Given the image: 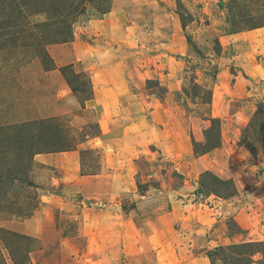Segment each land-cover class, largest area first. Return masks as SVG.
<instances>
[{"label": "rangeland", "instance_id": "obj_1", "mask_svg": "<svg viewBox=\"0 0 264 264\" xmlns=\"http://www.w3.org/2000/svg\"><path fill=\"white\" fill-rule=\"evenodd\" d=\"M112 1L0 0V264H91L78 259L84 245L75 239V217L83 205L74 190H64L44 240L16 232L45 216L47 196L61 194L52 184L60 172L32 160L53 149L46 143L54 131L60 148L79 151L81 173L112 166L116 156L137 168L132 214L139 223L158 227L165 216L172 231L183 224L196 229L194 239L208 236V264H264V0H168L179 32L162 35L137 27L145 12L125 13L122 21L134 24L127 39L138 42L127 50L94 26ZM95 39L92 55L118 63L143 103L145 116L140 107L129 115L137 122L148 115L150 142L160 135L164 143L136 159L133 149L101 138L92 103L102 66L83 55V42ZM174 202L187 205L183 215ZM198 226L210 231L204 236ZM64 235L71 239L59 240ZM191 254L187 261L201 255Z\"/></svg>", "mask_w": 264, "mask_h": 264}, {"label": "crops", "instance_id": "obj_2", "mask_svg": "<svg viewBox=\"0 0 264 264\" xmlns=\"http://www.w3.org/2000/svg\"><path fill=\"white\" fill-rule=\"evenodd\" d=\"M161 1L163 0H113L111 10L105 15L107 17L98 20L94 26L99 28L101 36L106 37L121 49L125 47V50L138 43L130 40L131 36H128L127 39V33L131 34L128 27L133 28L134 24H125L122 21L125 13L131 15L137 11L145 12V14L141 13L144 20L137 27H141L146 32L155 33L160 30L159 34L161 35L162 33H178L177 17H175L177 15L167 7L168 0H164L165 4H162ZM99 41L100 39H95L92 43L83 42V55H92L91 50L98 45ZM169 43L170 46H174L170 37ZM177 47L179 48V46ZM74 49L76 48L74 47ZM90 60L102 66L98 76L99 87L94 92L92 103L93 106L99 108L102 117L99 121L100 134L103 136L101 138L108 140L112 138V141L118 144L122 151L127 148L133 149L132 153H135V159L146 153L145 150L148 149L149 144L158 146L164 144L160 135H157L159 141L156 139V141L150 142L148 133L152 128L149 125L148 115L144 117L143 121L138 122L133 114L129 115V112L131 113L135 107L141 108L143 116L146 113L143 103L137 99L134 90L125 81V77L117 72L119 64L100 54L92 55ZM135 100L137 101L135 102ZM121 125L126 126L122 128ZM119 126H121L120 129ZM127 126L129 134L124 132ZM127 138L131 140H126ZM116 159L117 162H114L112 166L105 167L103 165L99 172L81 173L83 162L81 163L80 153L77 150L35 154L32 158L33 162L60 172V177L52 179V184H58L61 187V194L47 196L50 202L43 206L45 216L41 212L39 217L32 216L22 227H17L16 232L29 238L44 240L48 236L47 233H44L46 226H53L57 223L53 217V213L58 210L57 202L64 199V190L71 189L79 194L83 205L81 214L75 217L78 226L75 239L82 241L84 245V249L81 250L82 255L78 256V259L88 258L91 264L101 262L100 259L93 260L95 256L100 257L104 262L111 259L108 261L109 264H208L206 249L210 250L213 242L207 238L208 236H205L210 231L209 226L203 230L198 226L197 230L203 231L205 236L199 241L192 235V231L194 232L196 229L191 230L189 225L188 232H185L188 229L187 225L183 224L182 227L185 230L178 231L179 228L177 231L170 230L169 223L166 221L169 220L168 217L162 216L159 219L161 226L158 227L154 224L155 222L139 223L133 218L132 210L138 204L137 201H134V198H137V191L132 175L135 174L137 168L129 161L127 163L129 162L130 166H127L125 160V162L121 161V157L116 156ZM130 161L133 162V160ZM122 198H128L130 203H123ZM140 198L145 199L144 196H140ZM84 200L88 201L87 205L89 202H93L90 208H86ZM125 204L133 206V208L127 210ZM173 204L176 207V204L183 205L179 209L183 215L182 212L186 210L187 205L178 202ZM188 208L187 211L195 207L190 205ZM261 209L259 212L263 213ZM181 215L176 214L174 220L176 219L177 222L181 220ZM186 217L189 219L190 214H187ZM167 224L168 229L163 227ZM20 229L23 231L21 232ZM256 230L258 231V229ZM251 231L252 229H250ZM58 238L59 240L71 239L69 235ZM193 250L200 251L201 255L198 258L195 256V260L189 259L188 262L187 257L192 255ZM186 253L189 256H186ZM76 260L74 258L67 264H74Z\"/></svg>", "mask_w": 264, "mask_h": 264}, {"label": "trees", "instance_id": "obj_3", "mask_svg": "<svg viewBox=\"0 0 264 264\" xmlns=\"http://www.w3.org/2000/svg\"><path fill=\"white\" fill-rule=\"evenodd\" d=\"M67 82V81H66ZM27 124V123H26ZM30 124V123H29ZM50 137L54 140V141H48L47 143H46V145H48V146H50L51 147V145H53L52 147H53V149L51 150V148L50 149H48L47 151H35L34 152V154H39V153H42V152H62V151H67L66 149L67 148H65V149H63V148H60V140L62 139V135L60 134V133H58L57 131H54V132H52L51 134H50ZM219 143H214V144H212V146L211 147H215V146H217ZM210 147V148H211ZM33 158V157H32ZM247 248L248 247H250V246H246Z\"/></svg>", "mask_w": 264, "mask_h": 264}]
</instances>
